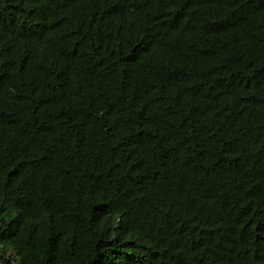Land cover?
Returning <instances> with one entry per match:
<instances>
[{"label": "trees", "instance_id": "16d2710c", "mask_svg": "<svg viewBox=\"0 0 264 264\" xmlns=\"http://www.w3.org/2000/svg\"><path fill=\"white\" fill-rule=\"evenodd\" d=\"M0 264H264V0H0Z\"/></svg>", "mask_w": 264, "mask_h": 264}]
</instances>
